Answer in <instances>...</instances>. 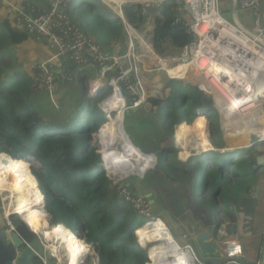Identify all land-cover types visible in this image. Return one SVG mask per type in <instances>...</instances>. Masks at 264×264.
<instances>
[{"label": "built area", "instance_id": "obj_1", "mask_svg": "<svg viewBox=\"0 0 264 264\" xmlns=\"http://www.w3.org/2000/svg\"><path fill=\"white\" fill-rule=\"evenodd\" d=\"M72 1L43 0L45 5L36 8L30 4L13 6L0 0V5L5 3L14 11L10 20L13 27L42 43L52 54L45 61L31 64L29 69L33 94H44L53 109H59L56 99L58 84L72 82L76 73L86 80L84 95L89 101H96V109L103 123L106 119L99 110L100 104L111 95L123 101L121 110L124 125L129 111L144 108L156 113V108L148 103V99L164 101L169 97L171 90L153 76L161 73L169 82L178 83L185 89H194L209 100L215 115L219 117L222 133L221 121L237 122L241 117L246 118L258 110H264V33L258 21L260 0H229L227 9L230 20L224 17L219 0H181L189 22L176 17L172 25L180 26L190 40L184 46L173 49L167 56H159L152 47L147 51L145 39L141 42L132 33L136 30L124 19L122 25L127 36L125 54L118 56L104 49L75 22L69 12ZM166 1L134 0L132 4L139 6L140 15H145L148 10L158 8ZM88 67L95 70L86 77ZM177 70L178 74H169V71ZM158 84L160 90L156 91ZM140 93H144L143 98ZM203 111L197 109L196 116L204 114ZM110 114L114 116V113ZM207 120L210 139V120ZM175 124L172 125V142L179 160L187 161L193 155L205 153L189 147L188 155L181 156L186 149L181 145L183 140L178 141L175 137ZM99 131L100 128L96 138L100 148ZM223 137L225 139L224 133ZM117 140L120 145V139ZM99 151L105 175L123 202L138 215L148 218V221L157 220L146 199L133 193L129 185L131 177H117L107 172L103 151ZM145 175L138 178L143 179ZM7 217L4 215L3 219L10 228ZM222 235L224 257L229 261L228 264H236V260L243 258L240 239L236 235L227 236L225 231ZM189 237L185 235L183 245L178 244L180 251L186 254L185 258L191 264H203L194 261L192 250L187 245Z\"/></svg>", "mask_w": 264, "mask_h": 264}, {"label": "trees", "instance_id": "obj_2", "mask_svg": "<svg viewBox=\"0 0 264 264\" xmlns=\"http://www.w3.org/2000/svg\"><path fill=\"white\" fill-rule=\"evenodd\" d=\"M23 4L37 8L44 6L45 2L40 5L37 0H24ZM135 10L137 9L131 7L122 9L130 25L142 21ZM164 15L168 19L162 25H156L155 45L167 39L172 40L176 48L187 44L190 38L178 26H171L173 14L165 11ZM113 17L114 21L106 22L108 33H118L121 29L120 19L114 15ZM28 39L27 33L15 29L9 20L0 23V165L10 160L21 163L22 174L24 173L36 188L35 178L40 191L45 195L46 204L43 208V194L36 190L37 204L40 205L41 202V208L45 209L49 216V224L63 225L79 240L81 239L77 232L82 231L85 242L95 245L97 264H140L141 257L138 256L146 255L137 248L134 238L137 230L138 243L139 230L140 242L146 246L140 235L142 226L137 228L140 215L118 196L116 188L105 175L101 158L95 149H90L91 132L98 124L88 100L83 102L77 117L68 119L64 124L49 126L44 124L43 111L34 103H28L32 94L27 92L25 78L18 74L16 86H10L8 73L13 71L15 63L12 47ZM24 76L26 77L25 74ZM169 88L171 92L167 99L160 101L150 98L148 103L156 108L164 121L170 119L172 123L189 126L181 128L184 132H191L192 126L196 125L197 131L203 129L208 134V120L201 113L196 116V110L203 109L204 114L211 118L210 114L215 113L209 100L200 92L191 88L185 89L175 82H170ZM41 109L43 110V107ZM83 113L89 115L86 117ZM82 115L86 117L84 120L81 119ZM105 125L106 122H102L97 128L98 130L104 127V130H101V137L104 138L108 127L107 125L105 128ZM112 127L111 123L108 134ZM209 141L217 148L212 137ZM99 149L103 151L102 146ZM29 158L39 165L38 170L30 168L29 171V165L26 163ZM212 170L215 176L227 173L233 175L229 164L222 168L214 166ZM138 245L142 246L139 243ZM149 250L152 252V248ZM149 258L148 264H151L150 255Z\"/></svg>", "mask_w": 264, "mask_h": 264}, {"label": "crops", "instance_id": "obj_3", "mask_svg": "<svg viewBox=\"0 0 264 264\" xmlns=\"http://www.w3.org/2000/svg\"><path fill=\"white\" fill-rule=\"evenodd\" d=\"M103 1L105 2V0ZM129 1L134 2L133 0ZM23 2L24 0H5L6 4L9 3L18 7L23 6ZM37 2L40 3V5H43L42 0H37ZM5 3L0 6V23L4 22L5 20H9V16L11 14ZM32 4H34V2ZM105 4L107 6L110 5L106 2ZM131 7L136 8L137 10H135V13L137 16H141L142 18L141 22L138 21L135 25L131 26L133 28H137L139 23H143L144 31L142 32V35H145L144 33L147 29V33L149 31L152 33L153 39L156 25L158 23L162 25L168 19L164 15L165 11H170L173 14L171 26L176 17H181L174 14L175 10L184 11L181 0H167L160 7L148 10L145 15H140L138 5H132ZM112 10L115 12L116 10L119 11L117 8H112ZM69 12L75 19L74 14L71 11ZM91 12L98 20L100 19L97 17L93 9ZM107 13L109 14V16L105 15L107 19L102 18L101 20L105 24L109 19L114 21V14L112 15L110 12ZM152 13H155L157 16L155 15L153 18L151 16ZM187 16L188 14L186 17ZM9 22L11 21L9 20ZM178 27L181 28L180 26ZM181 30L184 32L182 28ZM107 40L108 47L105 48L110 52L117 53L119 45L122 43L125 45L126 42L123 25L121 24V30L118 33H108ZM148 45L150 47H147V51H149L152 47L153 51L156 54H159V56H167L171 54L173 49L176 48L173 41L170 39L161 42L157 46H152L150 44ZM155 46L156 50L154 49ZM12 52L15 58V63L13 65V71L8 73V76H10V86H16L18 74H20L22 78H25L28 85L27 92L32 94L28 103H34L39 110L43 111L44 119L47 118L49 113H54L56 111L51 108L48 103V99L44 94H33L32 78L29 66L33 63L42 62L49 59L52 54L42 43L36 42L32 39H28L26 42L12 47ZM86 70L87 72L85 74L87 77L90 76L89 74H91L95 68L88 67ZM15 73H17V75H15ZM174 74H177V72L173 71L170 73V75ZM85 81L86 80H84L83 77L81 78L79 74L75 73L73 75L72 82L58 84L56 89V99L59 105L58 111L64 109L65 112L66 108L70 104H76L79 102L81 106L85 100H88V98H86L84 95ZM18 83H20V81H18ZM81 86H83L82 93ZM88 102L89 104H93L96 101L94 100L91 102L88 100ZM40 107H46V110H42ZM129 112L133 115L135 114L133 119H135L137 122L139 121V132H143L155 141V148H151V145H148V147H146V152L143 151L145 154H157L153 168L146 173L143 179L136 177V182L133 184L129 182L133 193L142 195L146 199L151 209L152 215L157 216V218L165 224L169 232L177 240H179L180 243H182L181 245H183L185 235L192 236L193 234H197L206 229H211L212 231L214 228H212L211 224L214 222V220L223 219V229L221 230V233H219V239L217 241H213V243L216 244V246H218L219 250L221 251H223L221 245V240L223 239L222 234H224L226 227L235 224L239 227L240 232H243L244 234L246 233L248 235L251 234L250 238L240 239V242H242L241 244L243 245L244 253L246 255L245 262L249 259H252L257 254L258 261H261L262 264H264V169H255L252 163V158H255L259 154H264V145L260 142L258 145L249 144L248 148L238 149L234 147L231 150L226 151L223 150L227 148L224 140L223 142H219L215 139L216 147L218 149L219 146H224L221 148V151H217L214 148L215 152L213 153H201L191 156L187 159V161H181L176 156L177 150L175 149L172 141V151H169V154H167V150L171 149L165 148L166 145L164 146L162 144L165 128L163 125L164 120L162 117H160V113L154 117L148 110H145L144 108L138 110L137 112ZM92 113L95 115L94 109L92 110ZM99 124H102V120L99 122ZM109 124L107 131L109 130ZM179 126L180 129L177 132H184L182 131L181 127L187 125L175 124V129L179 128ZM187 127L189 128V126ZM101 130L103 131L104 127ZM101 133L102 132L100 131V142L102 143ZM141 143H143V140ZM134 146H136L142 152V145H140V143H137ZM211 148L213 147L211 146ZM90 149H95L96 154H98L101 158V153L99 151L100 149L97 150L96 147L93 146ZM110 149L106 150V152ZM203 151L205 152L206 149ZM236 151H240L241 154L236 155ZM227 153H229L231 156L230 160L224 165H221V161H215L214 164H212V161L208 158H204V162L201 165H198V163H194L191 160L194 157H203L208 154L215 155ZM158 156L161 158L160 162L158 160ZM227 164H229L230 171L234 176L228 173L217 176L213 174L214 170H212V167L215 166L216 168H222ZM153 175H156L154 180L152 179ZM143 217L144 216L140 215V221L137 224V228L141 226L140 224L142 223ZM144 226L140 228L141 236ZM260 237L261 244L259 248L258 240ZM137 248L142 250L140 247H138V245ZM138 257H141L140 264L150 263L148 255L142 254V256L140 255Z\"/></svg>", "mask_w": 264, "mask_h": 264}, {"label": "bare ground", "instance_id": "obj_4", "mask_svg": "<svg viewBox=\"0 0 264 264\" xmlns=\"http://www.w3.org/2000/svg\"><path fill=\"white\" fill-rule=\"evenodd\" d=\"M105 2L114 5L117 9L122 8L125 4L133 3L125 0H105ZM118 13H120V10ZM132 33L141 42H144L140 34L135 31ZM146 45L148 44L146 43ZM148 46H146V50H148ZM156 86L160 87L159 84ZM262 94H264V88ZM140 96L143 98L144 93H140ZM122 104L123 101L121 99L116 95H111L99 106V110L104 113L103 117L106 119L105 128L109 123V128H111V123L113 125L111 132L109 134V130L106 132V138L101 137L103 159L107 172L113 173L117 177H125L132 174L138 178L153 168L155 158L141 155L137 148L127 141L122 128L124 116L121 110ZM110 113H114V116H111ZM220 123L227 139V148L223 150L228 151L234 147L238 149L248 148V145L256 140L264 142V110H258L246 118L241 117L237 122L221 121ZM174 134L178 141L183 140L181 145L186 149L181 156L188 155L189 147L198 152H204V149H206L205 153L215 152L214 148H211L208 134L203 129L198 130L195 136L187 134V132ZM117 138L120 139V145ZM120 146L122 149L118 151L117 149ZM108 149L110 150L105 152ZM2 165H0V195L5 194L6 196L5 199L3 198L5 202L7 201L5 205L6 216L9 214L19 216L28 229L35 234H40L42 230L46 231L44 239L47 242L44 244L49 250L51 257L55 260V264H80L84 256L89 254L84 242L73 236L70 233L71 231L69 232L63 225H55L53 228L48 227L46 220L48 215L41 208V202L39 203L40 205L37 204V186L35 188V185L26 175L20 172L21 163L19 161L10 160L6 162L5 166ZM147 222L142 231V241L146 245L145 247L140 242L139 232L137 237L139 238L138 243L142 245L141 247L152 248V252L149 250L151 264H191L187 260L188 258H185L186 254L180 251V246L173 239V236L162 221L157 219Z\"/></svg>", "mask_w": 264, "mask_h": 264}, {"label": "rangeland", "instance_id": "obj_5", "mask_svg": "<svg viewBox=\"0 0 264 264\" xmlns=\"http://www.w3.org/2000/svg\"><path fill=\"white\" fill-rule=\"evenodd\" d=\"M125 1L127 2L129 0H125ZM3 3L4 2H2V4ZM221 3L223 4V6H221V10H222V13H223L224 17L226 19L230 20L231 16H230L229 10L227 9L228 5H229V0H228L227 4H226V2H224V0H221ZM132 5H135V4H132V3L125 4V5L122 6L121 9L131 7ZM0 6H2V5H0ZM113 6H112V4L107 6L105 4V2L102 1V0H73L71 2V12L75 16V19H74L75 22L86 32V34L88 36H90L94 40L96 39V41L98 40L100 43L98 41L97 42L104 49H106L105 47H108L107 34H108L109 31L107 30L106 24L103 23L101 20H102V18H106L107 19V17L105 16V15L109 16V14L107 12H110L112 14H113V12H115V11L112 10V8L116 9V7L115 6L113 7ZM131 8H133V7H131ZM92 9L95 11L97 17L100 18L99 20L91 12ZM9 10H10V13H11L10 16H9V20H11L12 14L14 13V11H13V9L11 7L9 8ZM116 11H118V10H116ZM122 13H123V11H122ZM155 15H156L155 13L151 14V16L153 18L155 17ZM152 27H153V25H152ZM134 29L137 31L138 34L143 36V38L145 39L147 44H150L152 46L155 45L154 44L153 35H152V33L150 31L147 33V29H146V32L144 33L145 35H142V32L144 31L143 30V23H139L137 28H134ZM29 39H31V38L29 37ZM126 39H127V36H126V32H125V40ZM154 49L156 50V46L154 47ZM172 72L173 71H169V74L172 73ZM175 72H177V74H178L179 71L177 70ZM153 76L156 77V81L158 79L162 83V85L164 87L169 88V83L170 82L165 78V76L163 74L158 73V74H154ZM156 87L157 88H155V90L159 91L160 87H158V86H156ZM81 89H82L81 90V93H82L83 92V86H81ZM152 99H155V98H152ZM96 100H98V99H96ZM155 100H159V99H155ZM95 103L96 102H94L93 104L90 103V105L94 109V114H95L94 116L96 117V124H98V126H99L100 125L99 122L101 120L103 121V118L101 117L100 112L96 109ZM79 106H80L79 102L76 103V104H70L66 108L65 112H64V109H61L60 111L54 109V111H56V112L49 113L47 118L43 119L44 122H45L44 124H48L49 126L54 125V124L55 125H59V124H64L68 119H72V118L74 119L75 117L78 116L79 112H81L83 104L80 107ZM43 109L46 110V107H44ZM135 112H137V111H135ZM83 114L86 115L85 113H83ZM150 114L152 116H154V117L159 115V113L157 111H156L155 114H153L152 112H150ZM88 115L89 114H87L86 117ZM134 115L129 112L126 115V121H125V125H124L125 132L128 135L131 143L133 145H136L137 143H140V145H142L141 146L142 152L143 151L146 152V147H148V145H151V148H155V144H154L155 141L150 136L144 134L143 132H141V131L139 132V126H140L139 124L140 123H138L139 121L137 122L135 119H133ZM203 115L207 119L210 120V137H212L213 140H215V139L218 140L219 142H223V140H224V143H226L227 139H226L225 133L223 132L224 136H225V139H224L223 133L220 131V128H219V117L216 116L213 113L210 114L211 118H209L205 114H203ZM86 117L82 115L81 119L84 120ZM111 120H112V118H111ZM169 120H167V122L164 121V123H163L164 128H165V132H164V138L162 140V142H163L162 144L164 146L166 145L165 148H167V149H171V141H172V137L171 136H172V133H173V127H172L173 123L171 121H169ZM193 120H194V118H193ZM87 121L91 122L89 119H87ZM186 121H188V120H186ZM98 126H97V128H98ZM195 126L196 125H193L192 128H191V132H189L193 136H195V134L197 133V130H196ZM97 128H95L91 132L90 145H91V147L92 146L96 147V149L99 150L98 144H97V138H96ZM101 129H100V131H101ZM179 129H180V127L176 128L175 131L179 130ZM182 131H184V130H182ZM140 138L143 140V143H141L142 140ZM208 138H209V136H208ZM210 145H211V143H210ZM223 147L224 146L222 145V146H219V149L215 148V147H213V148H215L216 150H222L221 148H223ZM118 148H119V149H117L118 151H120L122 149L121 146L118 147ZM167 154H169V151H167ZM235 154L238 155V154H241V153H240V151H237V152H235ZM230 156L231 155L229 153H227V154H215V155L214 154H208V155L203 156V157H194L191 160H192V162L198 163V165H201L204 162V158H208V159H210L212 161L211 162L212 164H214L215 161H221V165H224L230 160ZM160 159H161L160 156H158L159 162H160ZM6 162H3L2 166H5ZM26 163H28L30 165L29 171H30V168H33L35 170L39 169V165L35 162L34 159L29 158ZM20 169H22V167L19 168V170ZM20 172H21V170H20ZM131 175H129V176H131ZM154 177H156V175H153V177H152L153 180H154ZM129 182H131L133 184L134 182H136V179L135 178H130ZM137 195H139V194H137ZM198 195H200V194H198ZM140 196H142V195H140ZM3 198L4 199L6 198L5 194L4 195H0V226L1 227H4V219H3V217H4V215L6 216V214H5V205L7 204V201L5 202ZM7 216H8L7 218L9 220V222L13 221L16 224L20 225L19 216L18 217L17 216H11V214H9ZM153 217L155 219L157 218V216H154V215H153ZM46 220L49 223V220H50L49 216L46 218ZM148 220H149L148 218L143 217L142 218V223L140 225L142 226V224L147 222ZM25 231L28 232L26 228H25ZM77 235L84 242V244L86 245L87 243L85 242V237H84V234L82 233V231L77 232ZM86 248L88 249L89 254L84 256V258L82 259L81 264H85L87 262H90V264H97V255H96V252H95V245L94 244H87ZM142 250H144L143 252H145L146 255H147L149 249H142Z\"/></svg>", "mask_w": 264, "mask_h": 264}, {"label": "water", "instance_id": "obj_6", "mask_svg": "<svg viewBox=\"0 0 264 264\" xmlns=\"http://www.w3.org/2000/svg\"><path fill=\"white\" fill-rule=\"evenodd\" d=\"M224 2H226V4H227L228 0H224ZM219 4H220V6H223V4L221 3V0H219ZM119 10H120L121 14L120 13L118 14L116 12H113V13L116 16H118L120 18V20H123V19L125 20L124 15L122 13V9L120 8ZM258 10H259L258 11L259 26H260V29L264 33V0H260ZM174 14L181 16L185 22H189L188 16L186 17L187 13L185 11L175 10ZM124 54H125V45H124V43H122L119 45L117 55L123 56ZM122 128L124 130L123 123H122ZM124 133H125L127 141L132 146H134L131 143L130 139L128 138V135L126 134L125 130H124ZM258 143H260L259 140H256L253 142V144H257V145H258ZM261 144L264 145V142H261ZM134 147H136V146H134ZM137 150L140 152L141 155L154 157L155 161H156V155L155 154H153V153L145 154V153L141 152L138 148H137ZM252 163H253V167L255 169H264V154H259L255 158H252ZM29 167H30V165H29ZM130 177L136 178L135 175H132ZM34 180L37 184L38 191L41 192L39 189L38 182L36 181L35 178H34ZM43 199H44L43 208H45L46 198H45L44 194H43ZM11 216H17V215H11ZM222 221H223V219L214 220V222L211 224L212 228H214V229H212V231H211V229H206V230L201 231L197 234H193L192 236L189 235L190 237L188 238L187 245L192 250V254L195 258V260H194L195 262H198V263L201 262L204 264H228L229 261L224 257L223 251L219 250L218 246H216V244L213 243V241H217L219 239V235H220L219 233L223 229ZM19 222H20L21 226L25 227L27 229V231H29L31 234H33L35 236V239L33 241H31L30 243H24L23 240L21 239V237L19 236V234L17 233V226H12L10 228H7V226L6 227L4 226V228L3 227L0 228V264H34L32 259L36 258V257H43V259H44L43 264H55V260L51 257L49 250L46 248V246L44 244L45 242H47L44 239V237H45L44 234H46V231L42 230L40 232V234H35L34 232H31L30 229H28V227L22 221V219H20V217H19ZM54 226L55 225H50L48 223L49 228H53ZM241 230H243V229H241ZM136 231L134 234L135 241H136ZM225 233L227 236L235 234L239 239L250 238V236H251V234L248 235L246 233L244 234L243 232H240L239 227L236 226L235 224H232V225H229L228 227H226ZM174 239H175L176 243L180 245L179 240H177L175 237H174ZM240 243H242V242H240ZM260 244H261V237L258 240L259 248H260ZM137 245H138V243H137ZM240 245H241V249H242V253H243V258L236 260V264H258L259 261H258V255L257 254L252 259H249L248 261L245 262L246 255L244 253L243 245L242 244H240ZM138 247H140V246L138 245ZM140 248L142 249V247H140ZM143 249H146V248H143ZM147 255L149 257V251H148Z\"/></svg>", "mask_w": 264, "mask_h": 264}, {"label": "flooded vegetation", "instance_id": "obj_7", "mask_svg": "<svg viewBox=\"0 0 264 264\" xmlns=\"http://www.w3.org/2000/svg\"><path fill=\"white\" fill-rule=\"evenodd\" d=\"M11 224L13 226H17V233L19 234V236L21 237V239L23 240L24 243H30L31 241H33L35 239V236L33 234H31L29 231L28 232L25 231V227H23L19 224H16L13 221L11 222ZM4 226L6 227L5 222H4ZM0 228H2V227L0 226ZM32 261L34 264H43L44 263L43 257L33 258Z\"/></svg>", "mask_w": 264, "mask_h": 264}, {"label": "clouds", "instance_id": "obj_8", "mask_svg": "<svg viewBox=\"0 0 264 264\" xmlns=\"http://www.w3.org/2000/svg\"><path fill=\"white\" fill-rule=\"evenodd\" d=\"M113 14H114V13H113ZM114 15H115V14H114ZM115 16H116V15H115ZM117 17H118V16H117ZM118 18H119V17H118ZM124 18H125V17H124ZM119 19H120V18H119ZM125 20H126V18H125ZM120 21H121V24H122V20H120ZM125 22H126L127 24H129L127 20H126ZM129 25H130V24H129ZM130 26H131V25H130ZM131 27H132V26H131ZM132 28H133V27H132ZM136 32H137V31H136ZM126 40H127V39H126ZM195 117H196V116H195ZM173 123H174V122H173ZM171 137H172V136H171ZM101 161H102V160H101ZM4 222H5V221H4ZM5 223H6V222H5ZM10 225H11V227L13 226V225L11 224V222H10ZM143 225H144V224H143ZM143 225H142V226H143ZM6 226H7V225H6ZM7 228H9V227L7 226ZM134 234H135V233H134Z\"/></svg>", "mask_w": 264, "mask_h": 264}]
</instances>
